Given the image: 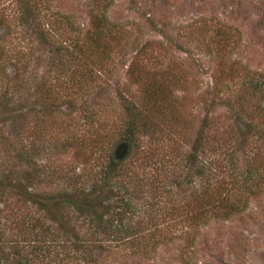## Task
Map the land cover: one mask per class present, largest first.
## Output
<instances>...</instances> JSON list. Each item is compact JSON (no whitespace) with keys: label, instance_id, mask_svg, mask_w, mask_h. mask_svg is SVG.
<instances>
[{"label":"trees","instance_id":"obj_1","mask_svg":"<svg viewBox=\"0 0 264 264\" xmlns=\"http://www.w3.org/2000/svg\"><path fill=\"white\" fill-rule=\"evenodd\" d=\"M20 2L25 13L23 19L27 20L31 15L30 8L26 0ZM92 3L89 25L85 29L74 25L76 30L73 34L60 37V27L52 31L42 30L39 24L29 20L26 22L27 27L21 28L25 37L24 48L30 51L29 54L19 49L6 62L3 59L7 49L0 45V66L10 63L15 70L22 69L30 60V54L41 44L44 57L51 62L55 58L60 65L59 69L52 66V69H58L55 85L47 81L40 85L41 92L42 89L44 91L41 108L35 106L34 100L28 97L21 100V94H17L18 88L13 93L16 100H12L9 106L11 97L7 89L3 90L6 97L0 101V264H69L72 262L73 249L82 243L79 232L82 224H85V232H89L92 238L91 241L84 240L85 248L103 251L106 245L97 236L100 234L114 239L118 230L110 218L111 206H115L112 201L114 187H120L117 182L120 177L128 179L134 175V186L131 188L134 192L152 190V179L149 182L143 180L146 163L151 164L149 171H152V176H161L153 181L168 182L175 188L187 186L197 191L195 183L211 182L209 179L213 174L212 171L207 174L211 160L200 156L206 150L205 146L208 150L213 147L216 151L222 148L225 156L228 149L243 153V147L249 144L250 149H254L252 153L249 152L253 162L245 165L240 173L242 177L231 180L227 186L223 185L225 178L222 174L226 172V165L222 163V174L216 177L215 183L211 182L210 187L196 193L192 201L186 203L189 208L182 207L185 211L183 218L191 224H196L206 216L235 212L233 209H238L244 200L242 197L233 200L234 193L244 190L254 195L264 183V105L260 103L264 99V75L248 81L246 90H237L232 94L233 88L228 82L235 81L239 72L229 65L227 56L218 49L214 56L218 65L217 74L221 75L219 83L199 93L196 103L204 114L196 124L187 106V96L184 95L188 83L181 76L182 72L174 74L169 70L171 67L167 66L160 69L163 64L153 66L148 72V65L137 59L138 54L144 53V47L136 49L125 67L128 79L139 88L137 98L129 99L128 95L114 86L117 97L105 104L115 115H122L119 116L121 125L117 127L113 121L108 123V116L105 115L93 117L96 114L93 106L87 110L83 103L92 81L87 78L94 65L99 72L106 69L103 62L95 61L97 52L102 54V58H109V51L119 41L116 26L103 15H98L100 5L107 4L106 0H93ZM63 19L71 25V17ZM216 35L220 40L223 35L226 39L230 34L221 30ZM148 41L145 40L144 44ZM160 42L157 40L156 45ZM32 47H35L34 51ZM60 58H63L62 62ZM147 63L154 65L157 62H151L148 57ZM174 90H180L182 94ZM220 90L226 92L225 97H222L225 102L215 98L219 97L217 93ZM25 93H28L27 89ZM61 101H65L68 114L72 116H66L65 121H58ZM218 106L224 109L219 114L220 120L228 122L226 136L209 138L207 141L203 131L210 125L209 120L205 119ZM192 127L193 139L189 150L174 160L169 154L170 148L177 151L179 146L175 143L176 138L186 134ZM111 141L114 144H108ZM35 142H38V146ZM38 147L40 150L54 149L58 153H71L82 166L77 168L73 163L65 167L47 168L44 164L40 168L34 158ZM108 147H111L110 151ZM131 158L139 159L136 172H132L129 167ZM172 161L174 167L167 169L166 163ZM192 172L194 178H191ZM180 176L181 179L177 180ZM40 185L51 186V190H35L41 189ZM121 203L117 206L123 209L118 212L125 213L131 207L134 210L128 200H121ZM155 234L154 227L140 240L136 239L137 242L131 239L122 244H127L132 251L136 249L146 253L158 242L154 240ZM93 253H96L95 249ZM81 259L83 263H92V251L88 257L85 254ZM95 259L99 262L102 260L100 255Z\"/></svg>","mask_w":264,"mask_h":264},{"label":"rangeland","instance_id":"obj_2","mask_svg":"<svg viewBox=\"0 0 264 264\" xmlns=\"http://www.w3.org/2000/svg\"><path fill=\"white\" fill-rule=\"evenodd\" d=\"M20 1L0 0V45L7 49L3 59L6 62H9L8 57L11 58L19 49L29 54L30 51L24 48L25 37L21 32V28L27 27L26 22L32 20L34 24H39L42 30L52 31L60 27L59 36L65 37L69 33H74L76 30L74 25L83 29L88 27L93 4V0H26L31 15L24 20L25 13ZM106 2L107 4L100 5L98 15H103L116 26L119 42L109 51V58L106 56L102 58V54L97 52L95 61L103 62L106 69L99 72L94 65L90 77L87 78L92 81L86 101H82L87 110L93 106V112L96 113L93 117L105 115L108 116V123L113 121L117 127L121 125L119 116L122 115H115L112 110L109 111L110 107H105V104L109 99L111 101L116 99L117 92L113 90L114 86L118 91L128 95L129 99L137 98L139 88L128 79L125 67L133 58L136 49L140 47L145 49L143 54L137 55V59L148 65V72L153 66L159 67L162 64L160 69L167 66L171 67L169 70L174 74L182 72L181 76L183 75L188 83L184 95L189 101L187 106L195 124L204 114L196 103L200 97L199 93L219 83L221 75L217 74L218 65L214 56L217 49L227 56L229 65L231 64L239 72V76L243 77L238 76L234 81L229 80L227 75L226 81L229 80L228 85L233 88L232 94L237 90L239 92L246 90L248 81L264 75V0H106ZM66 16L72 18L71 25L63 19ZM221 30L230 34L228 38L225 39L223 35L218 40L216 32ZM26 32L29 33L28 30ZM145 40L150 41L144 44ZM157 40L161 41L159 46L156 45ZM32 49L34 51L35 47ZM43 51V45H37L35 52L29 56L30 60L18 71L10 63L0 66L2 68L0 85L5 88L0 87V101L6 97L4 91L7 89L11 97L8 104L10 106L11 101L16 100L13 93L18 88L17 94H21V100L28 97L31 101L34 100L33 104L38 108L43 106L44 91L42 89L41 92L40 85L47 81L54 86L55 75L60 68L57 59L48 61ZM149 54L150 56H146ZM148 57L151 62L157 63L154 65L147 63ZM62 61L63 58H60V62ZM52 66L58 69H52ZM246 71L254 74H246ZM26 89L28 93L23 94ZM174 92L182 94L180 90ZM217 94L219 97L215 98L219 102L226 101L222 98L226 92L220 90ZM260 103L264 105V99ZM59 108L61 111L57 113L60 114L58 121H65L66 116L72 117L68 114L69 109L65 101H61ZM223 111L224 109L218 106L214 112L211 110L206 116L205 121L209 120L210 126L203 134L207 141L209 138L226 136L228 122H223L219 118ZM76 119L81 121L80 118ZM193 127L186 134L176 138L175 143L179 146L177 151L170 148L169 154L174 160H178L179 156L189 150L193 139ZM35 144L38 146V142ZM108 144L114 143L111 141ZM205 148L200 156L211 160L207 174L212 171L209 180L213 183L216 177L219 178L222 174L220 170L222 163L226 165V172L222 174L225 178L223 185L227 186L231 180L242 177L240 173L245 165H251L253 162L249 152L252 153L254 149H250V144L243 147V153L228 149L226 156L222 148H218L217 151L213 147L211 150H208L207 146ZM38 149L34 153V158L40 164V168L44 164L47 168L65 167L73 163L78 166L77 168L82 166L79 160L75 161L70 152L65 154L54 149ZM108 150L110 151L111 147H108ZM262 155L263 153L260 154ZM138 162L139 159L136 158L128 161L132 172L138 170L136 166ZM166 165L167 169H171L174 167V161L167 162ZM150 166V163H146L143 180L149 182L152 179L150 184L152 190L145 193L134 192L131 189L134 186L132 181L134 175L128 179L120 177L117 181L120 187H114L112 201L115 206L114 208L111 206L110 218L118 229L115 238L99 234L97 237L102 238L101 242L106 248L103 251H97L93 247L85 248L84 240L91 241L92 238L89 232H85V224H82L79 231L82 243L73 249L72 262L69 264H86L81 258L85 254L88 257L91 251L94 259L90 264H264V183L254 195L237 190L233 200L242 197L244 202L238 209H233L235 212L206 216L196 224H191L183 218L185 211L182 207L189 208L190 206L186 207V203L191 202L196 193L210 187L212 183L203 181L201 184L197 181L195 183L197 191L187 186L175 188L168 182L164 184L153 181L161 176H152ZM138 176L141 174L138 173ZM181 177H177V180ZM191 178H194L193 172ZM40 186L41 189L35 190L42 192L45 189L51 190V186ZM56 190L61 192L58 188ZM121 200L124 202L128 200L131 206L133 204L134 210L131 207V210L128 209L125 213L118 212L117 210L123 209L117 206L122 204ZM79 223H82L81 217ZM154 227L156 229L154 240L158 242L150 251L146 253L138 252L136 249L132 251L127 244H122L131 239L137 242ZM94 249L96 253H93ZM98 255L102 258L100 262L95 259Z\"/></svg>","mask_w":264,"mask_h":264}]
</instances>
